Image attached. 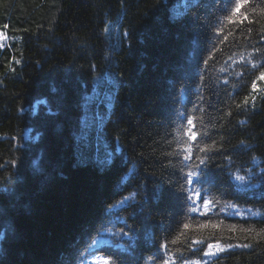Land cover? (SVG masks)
I'll list each match as a JSON object with an SVG mask.
<instances>
[{
	"label": "trees",
	"instance_id": "trees-1",
	"mask_svg": "<svg viewBox=\"0 0 264 264\" xmlns=\"http://www.w3.org/2000/svg\"><path fill=\"white\" fill-rule=\"evenodd\" d=\"M227 2L0 0L10 38L0 49V264H88L98 230L123 244L99 245L118 264H264V80L251 67L264 66V0L218 35ZM98 77L111 100L85 120ZM186 117L199 133L191 145L223 146L201 166L200 200L219 201L207 215L190 211L199 204L184 190L204 155L193 147L183 159L176 130ZM209 220L223 223L200 227ZM209 243L224 251L205 256Z\"/></svg>",
	"mask_w": 264,
	"mask_h": 264
},
{
	"label": "snow or ice",
	"instance_id": "snow-or-ice-1",
	"mask_svg": "<svg viewBox=\"0 0 264 264\" xmlns=\"http://www.w3.org/2000/svg\"><path fill=\"white\" fill-rule=\"evenodd\" d=\"M244 9V11H241ZM256 10V5H251L250 7V0H228L227 4L225 5L224 8V16L218 18L220 20V23H218L214 31L217 32L219 35L223 31V21H227L228 23H233L235 21H240L243 22V20L248 18V12L252 11L255 12ZM260 13L264 15V8L260 9ZM249 24L254 23L253 20H248ZM5 28L8 26L5 25ZM107 30V29H105ZM248 32L251 33V29H248ZM231 34V31L229 32ZM10 38L6 36V34L3 31H0V49H3L5 47H8L7 41ZM224 39H227L225 36ZM262 40H264V36H262ZM256 52H259L260 49H255ZM15 60V58H13ZM16 63H19L18 60H15ZM252 69H259V75L256 77V80H264V66L260 63H255L253 62L251 64ZM12 71H15L14 68L11 69ZM223 71V69H222ZM224 83H228L227 80L224 81ZM252 88H256V81L254 80L252 82ZM244 103H248V100L245 99ZM230 115V113H229ZM193 119L194 118H185L186 123L182 124L177 130H176V135L179 137L177 143L180 148L183 150V159L184 160H191L192 159V151L193 147L197 149L199 153H203L204 155H198L196 159L198 160V163L192 165L190 169L185 173L186 176V185L188 186L185 191L189 193L188 199L193 201V204H199L198 207H192L190 209L191 212H197L200 209H203V211L200 212L201 215H207L209 211L212 210L211 206L215 203H219L218 199L212 197V198H206L203 201L200 200V188L203 186L204 183L208 182L206 172L204 168H206V160L208 159L207 153L216 151L219 152L222 150V145L218 146L216 141H210L206 142L204 138H202L199 143L195 145H191L189 142L190 141H196L197 140V135L199 134L197 131H192L193 128H195V125L193 124ZM243 123V122H242ZM187 136V140L183 139V136ZM203 137H206L207 134L204 133L202 134ZM241 145L244 147H247L244 145V142H241ZM226 159L229 160V163H231V157L226 156ZM255 160V157L253 158ZM201 166H204L202 168ZM249 173H251V169L248 170ZM261 172L264 173V169H261ZM251 175H240V174H234L233 179L240 184L246 185L247 189L255 188L257 185H254L251 183L252 180ZM195 183V186H194ZM136 199L135 194H132L130 196L124 197L119 201L117 205H113L114 208L122 207L125 204H127L129 201H134ZM255 215V213H253ZM223 221L219 222H212L209 220L207 223L201 224L200 227L204 228H217L219 227L220 224H222ZM185 228L188 227L187 224L184 225ZM103 232L108 233L109 235L113 237H120L124 236L127 237L129 236V233L124 231L123 228H121L118 232H112V229L109 227H104L102 226ZM229 231H234L235 230V225H230L228 226ZM244 231H254L253 229H245ZM101 233L98 230L96 237H93L90 239L88 244L86 245L85 248V253L88 255H91L94 258V264H118L117 259L115 258V253L111 251H107L106 249L100 247L99 245H112V242L107 239H101L100 238ZM172 243H176L175 240L172 241ZM193 243H200V241H193ZM115 248H123V244L121 243H116L112 245ZM239 246V245H236ZM251 245H243V247H250ZM165 250H167L168 245L163 244L161 245ZM228 247H233V245H229ZM208 251L204 252L205 256H215L218 252L224 251V249L220 246L219 243L216 244H211L209 243L207 245ZM212 249H215L216 251L213 252ZM97 252H102L105 254L97 255ZM81 260H83V255L81 256ZM162 264H175V260L173 259L172 256H167L165 259H163ZM180 264H209L208 261H203L201 262L200 260H188L184 259L180 262Z\"/></svg>",
	"mask_w": 264,
	"mask_h": 264
},
{
	"label": "rangeland",
	"instance_id": "rangeland-1",
	"mask_svg": "<svg viewBox=\"0 0 264 264\" xmlns=\"http://www.w3.org/2000/svg\"><path fill=\"white\" fill-rule=\"evenodd\" d=\"M8 42V41H7ZM98 85H103V88L101 91H95L93 92V94H91L88 97V104L85 105V112H84V119L85 120H89V118L91 117V115L93 116V111L98 112V108L96 107L97 104H100V102L103 103H109V101L111 100V95L109 92V82L108 80H106L105 77H103V79L101 77H98ZM96 90H99L98 88ZM94 103V104H93ZM90 123L86 124V127H89ZM213 252H215V249H212ZM217 255V254H216ZM91 264H94V258H92L90 260Z\"/></svg>",
	"mask_w": 264,
	"mask_h": 264
}]
</instances>
